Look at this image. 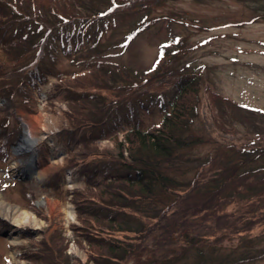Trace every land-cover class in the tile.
Wrapping results in <instances>:
<instances>
[{"label":"rangeland","instance_id":"rangeland-1","mask_svg":"<svg viewBox=\"0 0 264 264\" xmlns=\"http://www.w3.org/2000/svg\"><path fill=\"white\" fill-rule=\"evenodd\" d=\"M263 13L264 0H165L148 14L149 29L123 47L141 18L125 11L110 22L96 48L85 43L70 57L57 54V63L48 56L52 74L42 82L28 77L23 82L22 71L29 74L35 69L37 51L30 50L21 59L16 50L15 56L18 42L4 26L10 15L4 9L0 15V264H92L93 247L81 235L85 230L81 220L89 218L80 212L95 203L84 195L97 190L96 185H87L82 167L101 158L95 153L125 142L132 127L153 130L163 121L165 113L157 101L152 112L138 114L131 126L107 139L73 131L68 114L81 103L74 100L95 93L89 87L95 77L82 72L94 69L100 60L116 61L140 77L154 70L163 56L160 68L168 74L172 71L161 87L164 91L181 74H194L200 100L194 129L206 140L190 153L195 159L203 162L212 157L220 145L264 149V17L251 21ZM103 94L105 101L114 98L111 92ZM36 118L41 142L34 150L17 151L26 122ZM38 160L45 172L41 178L36 174ZM195 175L192 170L177 176L182 191ZM11 210L15 216L18 210L27 211L34 217L32 224L17 227ZM174 210L165 219L144 218L142 234L103 236L140 244L143 257L155 256L160 264H264V194L229 203L206 218L204 212L174 216ZM194 238L200 249L190 246ZM133 263L129 259L121 264Z\"/></svg>","mask_w":264,"mask_h":264},{"label":"trees","instance_id":"trees-1","mask_svg":"<svg viewBox=\"0 0 264 264\" xmlns=\"http://www.w3.org/2000/svg\"><path fill=\"white\" fill-rule=\"evenodd\" d=\"M164 2L0 0V15L4 14V9L10 11L8 18L1 17L7 18L5 21H8H4L8 23L4 24L7 33L12 32L18 42L14 53L17 50L22 59L30 50L37 51L32 62L36 63L35 69L29 74L22 71L23 82L27 77L42 82L54 69L53 65L46 64L48 56L57 63L58 55L70 57L85 43L96 48L110 22L120 13L131 11L133 16L141 18L138 27L122 44L127 47L132 39L149 29L148 14ZM263 17L264 13L257 14L251 21ZM108 61L100 60L94 69L82 72L95 77L89 85L95 93L86 94L81 101L74 100L81 103L68 114L73 131L91 132L98 139H107L131 126L138 114L152 112L157 101L165 115L156 129L142 130L134 126L127 132L125 142H116L114 150L95 153L98 157L102 155L101 158L95 157L83 165L87 185H96L97 192L83 197L95 203L80 212L91 220H81L85 229L81 235L93 247L92 264H121L129 259L133 264H160L162 261L155 256L144 258L140 244L121 239L113 241L103 235L142 234L144 218L165 219L172 209H175L174 216L204 212L206 218L216 215L229 203L261 197L264 194V149L239 150L220 145L212 157L203 162L195 159L190 153L206 140L194 129L200 104L194 74H181L170 89L164 91L161 87L172 71L168 74L165 68H160L163 56L154 70L140 77L139 72L132 73L118 62ZM152 89H156L155 92ZM106 92H111L114 98L105 101L107 97L103 93ZM192 170L196 175L187 181L186 190L182 191L177 176ZM98 176L101 177L97 180ZM190 240L191 247L200 249L198 246L202 245L197 239Z\"/></svg>","mask_w":264,"mask_h":264},{"label":"bare ground","instance_id":"bare-ground-1","mask_svg":"<svg viewBox=\"0 0 264 264\" xmlns=\"http://www.w3.org/2000/svg\"><path fill=\"white\" fill-rule=\"evenodd\" d=\"M30 120L26 122L25 133L21 141L19 142L18 146L16 147L17 151L34 150L37 144L41 142V139L38 137L37 132H36V125L38 124L39 118H36L35 119L36 121H30ZM38 165L39 166L37 167L36 174L38 178H41L44 176V173H45L44 170L40 169L42 165L41 160H38ZM47 169H50V167ZM11 211L12 212L9 213V215L12 216L13 214H16L15 212L13 213V210ZM33 219L34 217H32V215H30L27 211L18 210V214L14 217L13 221L15 225H17V227H25L29 224H32Z\"/></svg>","mask_w":264,"mask_h":264}]
</instances>
